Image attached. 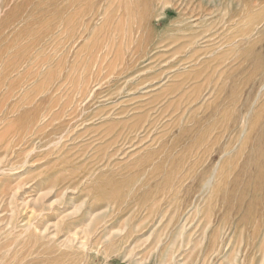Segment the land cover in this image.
<instances>
[{
  "label": "rangeland",
  "instance_id": "374dc122",
  "mask_svg": "<svg viewBox=\"0 0 264 264\" xmlns=\"http://www.w3.org/2000/svg\"><path fill=\"white\" fill-rule=\"evenodd\" d=\"M68 1L15 0L0 15V56L17 65L0 75L13 86L0 93L2 116L12 110L16 123L0 141V168L17 157L0 191L6 199L30 181L41 201L27 210L3 202L2 223L15 229L0 224V264H160L177 253L169 264H264V178L245 165L264 139V0H93L95 9L65 10ZM145 83L163 92L126 108ZM211 177L217 195L204 186Z\"/></svg>",
  "mask_w": 264,
  "mask_h": 264
},
{
  "label": "bare ground",
  "instance_id": "6f19581e",
  "mask_svg": "<svg viewBox=\"0 0 264 264\" xmlns=\"http://www.w3.org/2000/svg\"><path fill=\"white\" fill-rule=\"evenodd\" d=\"M14 1L15 0H0V15L2 14L1 12L2 11H5V13H7V9L10 7V6H13V4H14ZM28 1L31 3V0H25V2H27L28 3ZM93 0H69L68 2H66V6L64 7V9L65 10H68V7H70V6H72V5H78V6H80L81 4H84V8H85V10H88V9H95L96 7H93L95 4H94V2H92ZM79 8V7H78ZM76 10V9H75ZM78 12H79V10H78ZM78 12H75L74 14H72L73 16H68V17H66V19H64L63 20V23H64V25L67 27V26H70V27H73V25H75V24H77V23H73L74 22V18L78 15L79 16V14H83L82 12H80V13H78ZM10 14V13H9ZM8 14V15H9ZM83 16V15H82ZM257 16V15H256ZM1 17V16H0ZM253 17V16H252ZM82 20V19H81ZM110 19H108L107 21H109ZM111 21V20H110ZM108 23H110V22H108ZM110 27V26H109ZM86 28V27H85ZM74 30V29H73ZM112 30V29H111ZM247 30V29H246ZM248 31H249V29H248ZM251 32V31H250ZM247 33V32H246ZM252 33V32H251ZM68 34V33H67ZM70 34V33H69ZM250 34V33H249ZM247 36V35H246ZM254 46V45H253ZM248 52V51H247ZM252 52V51H251ZM250 52V53H251ZM248 55H250V54H248ZM155 56V55H154ZM246 56H247V54H246ZM152 58V57H151ZM186 58V57H185ZM196 60V59H195ZM147 61H149V58H148V60ZM192 62H193V60H191L190 58L189 59H186V60H184V61H182V63H183V65L182 66H184V65H187V67H189L188 65H190L191 66V64H192ZM164 64V63H163ZM162 64V65H163ZM149 65V64H148ZM160 65V64H159ZM165 65V64H164ZM217 66V65H216ZM5 67H7V68H9V69H7L6 71L5 70H3V68H5ZM15 67H17V65H16V63L15 62H13L12 60L11 61H4L2 58H1V56H0V75H7L8 74V72H10V73H14V72H16V68ZM112 67V66H111ZM162 67V66H161ZM165 67V66H164ZM180 68V67H179ZM114 69V68H113ZM169 69V68H168ZM168 69H166V70H168ZM170 69L172 70V72H175L177 69H175V67H170ZM169 69V70H170ZM142 70V69H141ZM166 70H163V71H166ZM168 73V72H167ZM154 74V73H153ZM164 74H166V73H164ZM172 74V73H171ZM174 74H176V73H174ZM174 74H172V76H169L167 79H165V81H164V84L163 85H165L166 83H169L168 81V79H172V77L174 78ZM165 76V75H164ZM163 76V77H164ZM177 77V76H176ZM140 78V77H139ZM178 78V77H177ZM163 79V78H162ZM170 79V80H171ZM174 82V81H173ZM146 85H144V84H141V85H139L138 86V88L139 87H141V89L142 90H145V92L143 93H141V95L140 96H137V97H131L129 100H128V102L130 103L131 102V104L128 106V107H126V108H130L129 110H138V109H142V108H144L145 106H147V104H145V102L148 100V99H151V98H153V97H155L154 96V94H155V92H159L160 91V89L162 88V84L161 85H159V84H156V85H147L148 83H145ZM158 85V86H157ZM99 86V85H98ZM97 86V87H98ZM5 88V84H0V93L3 91V89ZM6 89V88H5ZM140 89V90H141ZM13 90V86H12V84L10 83V85L8 86V88L5 90L6 92H7V95H5L6 97H8V96H10V94H11V91ZM132 91L134 90V89H131ZM118 92V91H117ZM129 92V91H128ZM140 92V91H139ZM160 92H163V91H160ZM159 92V93H160ZM128 94V93H127ZM4 96V97H5ZM130 96V95H129ZM157 96V95H156ZM153 102H155V101H153ZM2 101L0 100V125L1 124H4V123H6V127H5V129H4V131H3V129H2V132L3 133H1L0 134V141H2L3 140V138L4 137H2V136H6V135H9V134H12L13 133V131H14V126L16 125V123H14V122H12V120H11V122L9 121L10 119L9 118H7V115L8 114H10L11 112H12V110H11V112H9L8 114H6L5 116H2ZM113 106V105H112ZM109 108V107H108ZM107 108V109H108ZM11 109V108H10ZM120 109V108H119ZM105 110V109H104ZM112 110H114V109H112ZM121 110H123V109H121ZM109 111H111V110H109ZM109 111H107V112H105V113H103L102 114V116L101 117H104V116H106V118H108L109 117V115H111V113L109 112ZM124 112H128V111H122V112H120V115H122V114H124ZM155 112H156V110H155ZM13 113V112H12ZM102 113V112H101ZM129 113V112H128ZM127 113V114H128ZM137 114V113H136ZM23 117H25L24 115H22ZM94 117H96V116H94ZM100 117V118H101ZM92 119H93V117H92ZM12 123H14V124H12ZM142 130V129H141ZM141 130H140V132H141ZM85 132V131H84ZM15 134V133H14ZM13 134V135H14ZM78 134H80V133H78ZM96 138V137H95ZM79 139V138H78ZM145 139V138H144ZM90 140H91V138H90ZM93 140V139H92ZM72 141V140H71ZM130 142V141H129ZM132 145V144H131ZM130 145V147H134L133 145L131 146ZM123 146V145H122ZM5 147H7V145L5 146ZM124 147V146H123ZM256 151H257V153H256V156L255 157H249L248 158V160H246L245 161V165L247 166V167H252V168H254L255 169V171L258 173V179L259 180H261L262 178H264V139L262 140V141H260L258 144H257V149H256ZM130 152V151H129ZM7 155V154H6ZM9 155H7V157H8ZM12 156V160L15 162L16 161V159H17V157H15L16 155L14 154V153H12V154H10V156L9 157H11ZM7 157H5V155H4V158H2V159H6L7 160ZM8 159H10V158H8ZM8 161V160H7ZM12 161V162H13ZM18 161V160H17ZM10 161H8V162H5V164H4V162H3V164H4V166L3 167H1L0 168V181L2 180V178L4 179V175L7 173V170L9 169L10 170V168L13 166V164H14V162L13 163H9ZM0 163H2V162H0ZM16 166V165H15ZM14 167V166H13ZM12 172H14L13 170H11ZM10 172V171H9ZM12 175V174H11ZM220 181L222 182H224L225 181V177H224V175L221 173L220 174ZM11 178V177H10ZM7 179V178H6ZM212 177L211 178H208L205 182H204V186L206 187V188H209V189H211L212 190V192H213V194H215V195H217L221 190L219 189V187H220V183H217V184H213V181H212ZM5 180V179H4ZM219 181V180H218ZM20 182V181H19ZM5 184V186H6V183H4ZM33 184L29 181V182H27V181H23V182H20V183H18L17 184V186H16V188H15V190H14V192L12 193V194H9V196H8V198H6V199H8L9 201H11L10 202V207L11 208H17V209H24V210H27L28 208H30L31 206L32 207H35V206H37L38 205V203H40L41 201H40V199L39 198H37V197H39V196H36V192H34V190H35V187H33L32 186ZM3 187V186H2ZM9 188L10 187H8L7 188V190H9ZM11 189V188H10ZM1 191H3V190H1ZM0 191V192H1ZM262 191L264 192V189H262ZM10 192V191H9ZM0 195H2V196H0V208L2 207V204H3V202L4 201H6V199H5V194H4V192H1V194ZM21 197H22V199H21ZM42 197V196H41ZM224 198H225V201L227 202L228 201V196L227 195H224ZM40 201V202H39ZM225 202V203H226ZM41 206H43V205H41ZM13 212V211H12ZM0 213H2V212H0ZM11 214V213H10ZM14 213H12V215H13ZM62 214V213H61ZM72 214V213H71ZM71 214H65V215H71ZM87 214V213H86ZM11 215V216H12ZM88 215H90V214H88ZM3 215H1L0 214V219H1V217H2ZM86 216V215H85ZM69 217V216H68ZM63 218H64V216H63ZM10 219V218H9ZM12 220H13V218H11ZM10 219V220H11ZM60 219V218H59ZM65 219V218H64ZM69 219V218H68ZM71 219V218H70ZM93 219L94 218H90V222L92 223L93 222ZM186 219H188V218H186ZM4 220V219H3ZM2 219H1V221H0V224H2L1 226H3L2 228V231L4 230V231H6V232H9L10 233V231H11V234H12V231L15 229V227L13 226V224L11 223V222H8V223H5L6 222V220H5V222L4 223H2V221H3ZM11 220V221H12ZM63 220V219H62ZM66 220H67V218H66ZM65 220V222H67V221H72V220H67L66 221ZM73 220H74V218H73ZM83 220H84V217L82 218V219H80V221H78V220H76V221H73V222H71V223H69L68 225H70L68 228L67 227H65L64 229L66 230V228L69 230V231H71L70 229L72 228V227H76L77 225H79V223L82 221L83 222ZM88 220V219H87ZM187 220H185L184 221V223L186 222ZM17 222V221H16ZM15 222V223H16ZM64 222V223H65ZM90 223V224H91ZM17 224H20L19 225V227H21L22 229H24V230H31V228H30V226H28V224L26 223V222H18ZM199 224V223H198ZM17 226V225H16ZM49 225H47V228H51V227H48ZM51 226V225H50ZM55 226H56V224H55ZM63 226V225H62ZM54 227V226H53ZM52 227V228H53ZM64 227V226H63ZM188 226H187V224H186V228H187ZM189 227H190V225H189ZM189 227H188V229H189ZM18 228V227H17ZM46 228V229H47ZM54 229H55V227H54ZM61 229H63V228H61ZM60 229V230H61ZM48 230V229H47ZM107 230V226H105L104 224H101V225H99L98 227H96V228H94V230H93V234H94V236L95 235H102L103 233L105 234V231ZM22 231V230H21ZM57 232V235H60L61 233H62V231H57L56 229H55V233ZM72 232V231H71ZM181 232V231H180ZM179 232V233H180ZM183 232V231H182ZM40 233V232H39ZM64 233V232H63ZM197 233V232H196ZM195 233V231L193 232V233H190V235L189 236H195V235H197L196 237H200L201 235L199 234V236H198V233L196 234ZM1 234V233H0ZM42 234H44L43 232H42ZM53 234V233H52ZM70 234V233H69ZM75 234V233H74ZM73 234V235H74ZM108 234V233H107ZM47 234H45L44 236H46ZM63 236V235H62ZM70 237V239H72L71 237H72V233L69 235ZM50 237H51V235H50ZM59 237V236H58ZM74 237H76L75 235L73 236V238ZM99 237V236H98ZM32 238V237H31ZM52 238V237H51ZM57 238V237H56ZM65 239L67 238V237H64ZM101 238H104V236H102ZM54 239V238H53ZM189 239H190V237H188V242L187 243H190L189 242ZM3 240V239H2ZM46 240H48V238H46ZM59 240V239H58ZM104 241L105 242H107V239L105 238L104 239ZM51 242V241H50ZM54 242V241H53ZM83 242H84V240H83ZM186 242V241H185ZM70 243H71V241H70ZM75 243V242H74ZM192 243V242H191ZM85 244H87L86 242H85ZM262 244V243H261ZM71 245V244H70ZM74 245V244H73ZM77 244H75V246H76ZM81 245V246H80ZM264 245V244H263ZM11 246V245H10ZM62 246H63V244H62ZM64 246H65V244H64ZM165 246V245H164ZM4 247V246H3ZM6 247V246H5ZM66 247V246H65ZM81 247L83 248L84 247V245H82V243H79V245L78 246H76V248L77 249H81ZM85 248V247H84ZM83 248V249H84ZM163 248H165V247H163ZM264 248V247H263ZM9 249V248H8ZM67 249H71V248H67ZM87 249V248H86ZM159 249V248H158ZM177 249H179V248H177ZM177 249H176V251H177ZM194 249V248H193ZM261 249V248H260ZM4 250V249H3ZM7 249H5V251H6ZM172 250V249H171ZM5 251H3V252H5ZM174 251H175V249H174ZM223 250H222V247H221V249H220V244H218V248H217V250L216 249H212L211 250V252H212V254L214 253V254H218V253H220V252H222ZM178 252V251H177ZM176 252H174V254H175ZM1 254V253H0ZM172 254V253H171ZM178 254V253H177ZM177 254H175V255H177ZM7 255V254H6ZM5 255V256H6ZM168 255V254H167ZM175 255H173V257L171 258V261L170 262H172V261H174V259H176V256ZM180 255V254H179ZM169 257H171V256H169ZM168 257V258H169ZM178 257V256H177ZM4 258V257H3ZM3 261V259H2V256L0 255V263ZM168 260V259H167ZM188 260V259H187ZM136 261H138V260H136ZM161 261V260H160ZM159 261V262H160ZM179 262L180 261H183V257L182 258H180L179 260H178ZM178 261H176L174 264H180V263H177ZM170 262H165V263H162V261L160 262V264H169Z\"/></svg>",
  "mask_w": 264,
  "mask_h": 264
}]
</instances>
